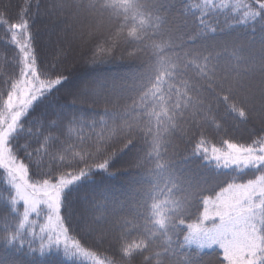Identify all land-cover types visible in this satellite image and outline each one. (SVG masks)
<instances>
[{"label": "trees", "instance_id": "16d2710c", "mask_svg": "<svg viewBox=\"0 0 264 264\" xmlns=\"http://www.w3.org/2000/svg\"><path fill=\"white\" fill-rule=\"evenodd\" d=\"M27 65L8 147L32 183L72 181L83 251L38 253L0 164V264H220L188 239L207 199L264 181V0H0V134Z\"/></svg>", "mask_w": 264, "mask_h": 264}, {"label": "rangeland", "instance_id": "374dc122", "mask_svg": "<svg viewBox=\"0 0 264 264\" xmlns=\"http://www.w3.org/2000/svg\"><path fill=\"white\" fill-rule=\"evenodd\" d=\"M211 2H215L218 0H210ZM223 2L232 3V0H220ZM25 38V37H24ZM26 39V38H25ZM83 43V42H82ZM71 65H75L77 67H82L85 65V62H73ZM35 86L34 83V74L32 69L29 65L26 66V69L23 73V79L20 83V87L16 88V92L12 99L8 102L9 108V123L7 128L0 134V164L3 165L8 170V179L10 185L13 187L14 195L16 200L24 205V208H29V204L25 202V200L20 199L17 196V188L16 185H21L24 189L31 194L33 200H40L45 201L38 204L36 207V211L32 212L29 216L35 217L38 219L37 215L40 213L42 215V224L40 226V235H46L47 239L49 237L53 238V243L61 246L62 248L66 249H73L70 247L69 241H64L60 243L55 242L56 233H52L50 231H45V226L49 223V217L55 218L56 213L54 212L53 208L49 207V204L52 201L43 195L44 191H51L52 195H55V190L57 187L60 188V195L62 189L65 187L66 183L64 181L60 183H32L28 177V173L25 167L11 155L9 147H8V138L11 133L14 131L15 125L19 120V115L21 114L22 109L26 106V102L28 101V93L30 92L31 88ZM19 88V90H18ZM240 153V154H238ZM245 153H241L237 150H230L228 153V157L235 161H239L245 159ZM239 202V203H238ZM225 203H228L233 206L239 207H251L252 212L248 213L245 212L244 216L247 218L246 227L251 229L255 226L257 229L264 230V207L261 205L264 204V181L262 180H255L248 182L246 184H238V185H231L227 187L223 192H221L216 198L207 199L205 201L204 212L201 217L200 224L203 227L212 228L218 223V220L215 217L209 218L207 220L206 225L203 224V217L205 212L214 211L216 207H222ZM35 221H30V224H34ZM60 223L59 221L57 222ZM196 224V225H197ZM195 225V226H196ZM195 226H192L190 231V236L188 242L198 248H211V247H218L216 245L207 246L206 244L201 246L195 238H193V233L195 232ZM221 249V248H220ZM222 250V249H221Z\"/></svg>", "mask_w": 264, "mask_h": 264}, {"label": "snow or ice", "instance_id": "6c2138e0", "mask_svg": "<svg viewBox=\"0 0 264 264\" xmlns=\"http://www.w3.org/2000/svg\"><path fill=\"white\" fill-rule=\"evenodd\" d=\"M56 83H59V81ZM244 162L248 163L250 161L245 160ZM71 182L66 181L65 183ZM16 188L17 196L29 204V208L24 211V222L26 223L30 214L36 211L38 204L45 201L38 199L34 201L31 194L21 185H16ZM43 195L52 201L49 207L53 208L56 213L55 218L49 217V223L44 230L56 233V243L68 241V228L63 223V218L60 215V188H56L54 196L51 191H44ZM261 206L264 207V205ZM245 212L251 213L252 208L233 206L228 203H225L222 207H216L214 211L205 212L203 224L206 225L207 220L212 217H215L218 223L212 228L197 224L193 238L201 246L205 244L207 246H219L222 249V255L217 257L220 264H264V230L257 229L255 226L251 229L246 227ZM21 228H23V224H21ZM53 242V238L49 237L46 243L39 246L38 253L41 256L45 255L50 250V245ZM70 247L76 248L77 251H83L80 242L77 240H72ZM29 250L32 251L31 248ZM65 254L71 256L73 253L66 249ZM188 264H194V262L189 261Z\"/></svg>", "mask_w": 264, "mask_h": 264}]
</instances>
